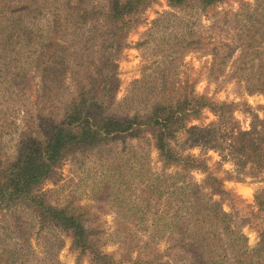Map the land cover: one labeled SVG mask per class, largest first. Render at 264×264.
<instances>
[{"label": "rangeland", "instance_id": "1", "mask_svg": "<svg viewBox=\"0 0 264 264\" xmlns=\"http://www.w3.org/2000/svg\"><path fill=\"white\" fill-rule=\"evenodd\" d=\"M21 1L4 0L0 9ZM39 2L49 8L23 13L21 27L0 21V171L15 161L20 143L45 140L82 89L100 95L104 87L116 86L118 105L109 108L114 114L147 113L162 98L177 99L192 86L197 95L232 103L233 116L244 129L252 113L264 117V92L251 93L246 83L264 73V40L256 28L264 17V0H226L205 9L197 0L179 7L152 0L136 17L138 23L116 32L104 17L110 0H85L81 9L87 10V23L69 25L54 48L47 47L52 21L60 15L63 25L72 23L64 18L66 0ZM69 14L74 22L75 11ZM248 83L252 89L254 82ZM216 119L205 109L188 126ZM187 137V130L178 133L180 140ZM187 151L206 170L165 166L150 132L115 136L66 153L35 191L54 206L84 212L94 241L115 264L204 262L192 234V213L200 206L210 211L215 201L229 216L224 219L229 231L210 222L211 234L225 245L230 232L240 231L248 249L256 248L255 198L264 188V176H253L250 167L239 170L217 149L192 146ZM208 174L222 180L229 194L211 195L204 186ZM191 243L196 246H186ZM219 256L232 258L223 249ZM0 264L94 262L69 234L20 206L0 211Z\"/></svg>", "mask_w": 264, "mask_h": 264}, {"label": "trees", "instance_id": "2", "mask_svg": "<svg viewBox=\"0 0 264 264\" xmlns=\"http://www.w3.org/2000/svg\"><path fill=\"white\" fill-rule=\"evenodd\" d=\"M45 0H23L18 5L2 6L0 9V21L10 22L13 27H21L23 15L42 12L49 8L43 2ZM66 0L63 5L68 13L64 18L69 22L63 25L60 15L51 23V35L47 47L54 48L61 39L62 32L69 25L87 23V10L81 9L85 0ZM152 0H110L109 12L104 15L106 23L115 29H126L134 22L141 10L147 7ZM190 0H168L172 6H181ZM202 7L208 8L226 0H197ZM5 3L0 0V4ZM22 6V11L18 10ZM16 10V11H14ZM70 11H75L76 20L72 21ZM53 13V11H50ZM11 14L13 17L8 18ZM17 17V18H16ZM260 19V18H259ZM258 19V20H259ZM10 20V21H9ZM256 27L264 40V17L259 20ZM260 41V39H258ZM258 43H256L257 46ZM255 44L250 43L249 47ZM44 62L43 59H39ZM113 66L112 61L109 62ZM112 75V70L109 71ZM115 77V76H113ZM116 80V78H114ZM113 79V82L115 81ZM246 83L253 92H264V73L259 78H247ZM253 81V87L248 82ZM116 86L104 87L100 95L90 94L89 90L82 89L78 97L68 107L65 118L52 125L50 135L45 140L30 139L22 142L17 149L15 161L0 171V211L10 210L20 206L36 214L41 222H48L62 232H66L72 238L73 245L81 254L88 253L94 264H115V259L109 254H103L100 247L94 241L93 229L88 225V219L80 209L70 207H58L48 203L44 197L36 193L35 188L46 179L66 153L82 147L97 146L107 139L119 135H140L150 132L155 146L158 149L165 166H178L181 169L200 168L206 170L204 163L193 154L187 153L192 146H201L206 149H217L223 159L234 161L239 170L250 167L253 176H264V117L252 113V122L249 128L244 129L233 116V104L227 102L217 103L205 95H197L189 87L179 98L161 99L147 113L137 110L132 116L123 115L125 111L115 113L110 107L115 103ZM125 98L123 104L127 102ZM209 109L216 116V121L209 124L192 125L189 123L200 119L204 110ZM264 109V108H263ZM246 110L253 109L247 105ZM187 130L188 137L180 140L178 133ZM175 141L176 143H173ZM204 186L211 190V195L224 196L229 192L225 189L222 180L212 174H208ZM184 190V189H181ZM256 205L259 210L255 214L256 226L260 235L258 246L248 249L246 237L238 231L230 232L226 236L227 242L218 240V236L211 234L207 229L210 222L224 224L229 231L228 223L224 222L228 216L220 208V202H212L210 211L205 208L192 213L194 240L200 243L197 247L201 250L204 262L192 260L191 264H264V188L256 194ZM203 208V209H202ZM193 248L195 244H187ZM225 246V247H223ZM223 249L231 259L217 257V252ZM199 252V251H198ZM197 252V253H198Z\"/></svg>", "mask_w": 264, "mask_h": 264}]
</instances>
